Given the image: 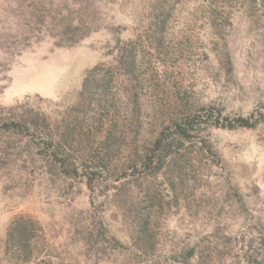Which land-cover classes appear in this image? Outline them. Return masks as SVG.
<instances>
[{"label":"trees","instance_id":"trees-1","mask_svg":"<svg viewBox=\"0 0 264 264\" xmlns=\"http://www.w3.org/2000/svg\"><path fill=\"white\" fill-rule=\"evenodd\" d=\"M193 1L203 4L202 26L210 48L205 51L210 68L206 65L204 73L217 85L233 72L229 27L234 15L240 13L258 23L264 0ZM111 2L0 0V93L10 81L11 64L24 50L45 40L55 47L81 43L105 27L104 6ZM166 3H153L145 31L135 32L130 39L120 37L118 26L110 27L114 43L106 50L113 54L111 62L89 68L70 103L52 104L40 97H24L9 106L0 103L4 192L30 189L37 181L52 185L60 195L87 192L88 204L76 207L65 220L71 248L66 264H215L217 256L238 257L235 262L240 264H264V219L257 215L252 225L253 213L260 209H251L245 196L230 185L218 196L224 195L235 206L233 215L242 223L230 222L222 206L206 232L194 239H174L160 254L152 252L156 249L152 219L164 198L172 200L175 188L163 176L165 171L179 170L186 151L194 145L212 153L203 138L207 130L264 125V104L247 114L224 113L213 100L194 99L187 87L177 89L171 114L143 134L138 56L145 48L144 39L152 50L164 46L171 14ZM145 14L142 6L140 23ZM165 183L167 193L163 194L158 184ZM253 191L258 195L257 186ZM110 201L121 212L120 225L107 214ZM123 229L127 230L124 236ZM40 231L29 216L11 220L3 250L8 264L33 263V244Z\"/></svg>","mask_w":264,"mask_h":264},{"label":"rangeland","instance_id":"rangeland-1","mask_svg":"<svg viewBox=\"0 0 264 264\" xmlns=\"http://www.w3.org/2000/svg\"><path fill=\"white\" fill-rule=\"evenodd\" d=\"M157 1L114 0L104 6L105 27L81 43L55 47L51 40H45L24 50L10 66V81L0 93V103L9 106L24 97H40L52 104L70 103L85 72L99 62H111L113 54L106 50L114 43L110 27L118 26L125 40L145 31L150 8ZM166 2L171 5V14L167 16L164 46L152 50L144 39L145 48L138 56L143 77L137 86L143 103V134L171 114L178 88H190L194 99L213 100L224 113L247 114L257 104H264V4L258 23L240 13L234 15L229 27L233 72L214 85L204 73L208 66L205 51L210 48L202 26L203 4L193 0ZM142 6L146 14L140 23ZM43 107L46 109V105ZM203 138L212 153L194 145L186 151L179 170L172 168L163 175L175 188L172 200L163 199L162 209L151 222L155 254L174 239H194L209 230L222 206L230 222L242 223L233 215L235 206L228 204L224 195L218 196L228 185L245 196L251 209H260V213H253L252 225L257 215L264 219V125L255 129L212 128L203 133ZM51 186L37 181L30 189L4 192L0 181V264H8L3 253L5 232L18 215L33 218L41 227L33 244L32 264H66L71 248L65 220L76 207L88 204L87 192L65 196ZM161 186L163 194L167 193L166 183L158 184V188ZM254 186L258 187L256 196ZM109 204L107 214L120 225V210L113 201ZM126 233L123 229L122 235ZM235 261L238 257L217 256L215 264H240Z\"/></svg>","mask_w":264,"mask_h":264}]
</instances>
